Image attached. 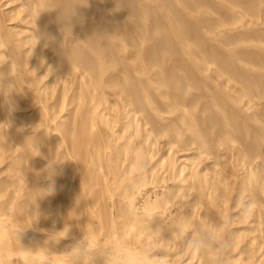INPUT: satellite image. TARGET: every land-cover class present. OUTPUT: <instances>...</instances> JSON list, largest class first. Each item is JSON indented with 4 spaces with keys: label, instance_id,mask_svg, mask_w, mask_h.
<instances>
[{
    "label": "rangeland",
    "instance_id": "374dc122",
    "mask_svg": "<svg viewBox=\"0 0 264 264\" xmlns=\"http://www.w3.org/2000/svg\"><path fill=\"white\" fill-rule=\"evenodd\" d=\"M189 218L264 264V0H0V264Z\"/></svg>",
    "mask_w": 264,
    "mask_h": 264
},
{
    "label": "clouds",
    "instance_id": "9594fccd",
    "mask_svg": "<svg viewBox=\"0 0 264 264\" xmlns=\"http://www.w3.org/2000/svg\"><path fill=\"white\" fill-rule=\"evenodd\" d=\"M69 27L72 28L71 25ZM51 176L48 178L51 179ZM34 192L35 199L28 204V209L30 206L34 208L32 213L37 211L38 201L52 194L53 186L49 184ZM231 225V219L212 221L209 225H200L191 218L186 219L170 240L163 241L168 247L159 246L162 241L159 228L155 231L148 230V235L157 238V244L146 241L131 244L127 251L117 243H98L93 246L87 240L79 241L68 253V264H93L96 257H102L103 264H231L235 243L231 236ZM172 246L177 247L176 253L169 250Z\"/></svg>",
    "mask_w": 264,
    "mask_h": 264
},
{
    "label": "bare ground",
    "instance_id": "6f19581e",
    "mask_svg": "<svg viewBox=\"0 0 264 264\" xmlns=\"http://www.w3.org/2000/svg\"><path fill=\"white\" fill-rule=\"evenodd\" d=\"M173 169V168H172ZM181 173V172H180ZM178 174H179V172H178ZM180 175V174H179Z\"/></svg>",
    "mask_w": 264,
    "mask_h": 264
}]
</instances>
